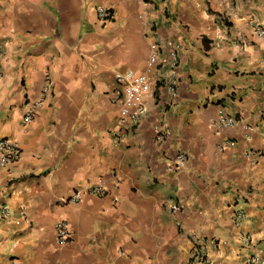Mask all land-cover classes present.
<instances>
[{"label":"crops","instance_id":"0c3cea01","mask_svg":"<svg viewBox=\"0 0 264 264\" xmlns=\"http://www.w3.org/2000/svg\"><path fill=\"white\" fill-rule=\"evenodd\" d=\"M98 8L112 18L100 22ZM255 25L264 29V0H0V139L21 153L0 164V208L11 211L0 216V264H264ZM172 49L178 95L168 105L170 67L148 69V59L169 62ZM129 69L153 84L146 115L115 140L114 75ZM46 73L48 96L25 123ZM178 153L186 163L175 170ZM99 185L102 195L88 193ZM198 245L202 260L191 256Z\"/></svg>","mask_w":264,"mask_h":264},{"label":"built area","instance_id":"2783aa9c","mask_svg":"<svg viewBox=\"0 0 264 264\" xmlns=\"http://www.w3.org/2000/svg\"><path fill=\"white\" fill-rule=\"evenodd\" d=\"M97 18L100 22L106 23L112 18V11L109 8H98L97 10ZM255 34L264 40V29L261 26H254ZM1 49V46H0ZM178 54L175 49L170 50L169 52V62L166 59L162 61L158 60V56L153 54L148 59V69L153 68L159 64L168 65L170 67V78L166 83V89L169 93V100L167 104L169 105L171 99L176 98L178 95V87H177V79L173 72L174 68L177 66ZM114 79L117 83V88L113 93V102L116 104L120 111V117L118 122V128L113 132V136L115 140H119L124 136V132L126 129L133 127L136 125L139 120L144 117L147 113V107L145 98L151 92V87L153 84V79L147 73H139L134 70H126L124 72H116L114 75ZM50 76L48 73L45 74V82L44 87L40 93V99L31 104L28 111L24 115L25 123L31 122L36 114L38 108L42 105V103L46 100L50 88ZM234 120L228 116L220 117V124L223 126H232L234 124ZM156 139L158 142L162 141L164 130L162 127L155 128ZM0 164L7 165L14 161H17L20 157V148L14 142L6 139H0ZM186 163V156L183 153H178L175 157V170L181 168ZM90 195L99 196L103 193L102 185L95 187L88 191ZM81 199L80 192H75L72 197L69 199V202H78ZM172 211H177V206H172ZM0 216L4 218L11 217V211L7 206H2L0 208ZM20 216L25 220V216L23 211L20 212ZM242 214L239 213L235 217L236 224L240 223V219ZM56 231V240L58 244L65 245L71 240V231L69 224L66 220L62 219L58 221L55 225ZM251 240L246 237L243 239V243L246 246L250 245ZM202 245H198L196 249L192 252V259L202 260ZM247 264H262V261L256 256H252L247 260Z\"/></svg>","mask_w":264,"mask_h":264}]
</instances>
